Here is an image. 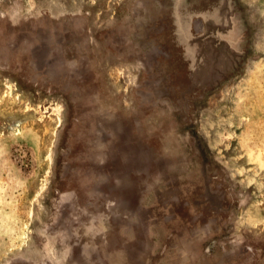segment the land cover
<instances>
[{
	"label": "rangeland",
	"instance_id": "374dc122",
	"mask_svg": "<svg viewBox=\"0 0 264 264\" xmlns=\"http://www.w3.org/2000/svg\"><path fill=\"white\" fill-rule=\"evenodd\" d=\"M0 264H264V0H0Z\"/></svg>",
	"mask_w": 264,
	"mask_h": 264
}]
</instances>
